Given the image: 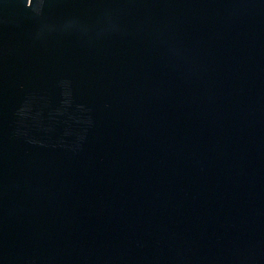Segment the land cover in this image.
<instances>
[{"label":"water","instance_id":"95a60500","mask_svg":"<svg viewBox=\"0 0 264 264\" xmlns=\"http://www.w3.org/2000/svg\"><path fill=\"white\" fill-rule=\"evenodd\" d=\"M0 264H264V0H0Z\"/></svg>","mask_w":264,"mask_h":264}]
</instances>
